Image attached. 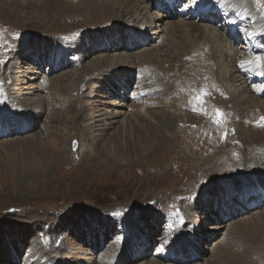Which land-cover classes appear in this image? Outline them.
Returning a JSON list of instances; mask_svg holds the SVG:
<instances>
[{
    "label": "rangeland",
    "instance_id": "1",
    "mask_svg": "<svg viewBox=\"0 0 264 264\" xmlns=\"http://www.w3.org/2000/svg\"><path fill=\"white\" fill-rule=\"evenodd\" d=\"M9 1L10 2L7 3L16 2V0ZM24 1L26 3L25 5H32L34 3V0ZM71 1L72 6L70 9H75L76 0ZM192 1L197 2L198 0H187L186 4H190ZM234 1L235 0H221L222 5H219L220 7L216 12L219 18L215 22V26L223 25L219 27V29H221V32L225 31L224 38H229L231 37L232 30L227 28L226 25L229 24L228 22L232 18L237 30H241V33L233 34V40L237 46H249L252 41L256 39V42L252 44L253 47L248 54H245L249 55L251 58L254 57V61H257L259 69L264 71V61L260 60V58H264V46L262 49V45L264 44L257 46V42L262 39V35L261 31L256 30V27L258 28L261 22L264 23V0H237L235 4H233ZM207 2L211 5L213 0H207ZM244 2L251 9L249 13L250 16L246 18L241 16L240 13L237 14L238 11L246 5ZM136 5L138 7H136L135 11L141 12L139 16H146L148 13H152L149 9H154V6L150 5L149 9L146 8L141 11V7L143 6L140 5L142 4L137 3ZM16 6L18 10L22 8L19 2ZM212 6H215V2L212 3ZM238 6L241 8H237ZM33 7V9H36L34 10L36 13L37 8L34 4ZM28 10L23 11L20 9L19 13H21L22 17H19V14H16L14 17V14L12 15V13H14L13 5L11 8H8L0 4L1 108L3 106L2 103L6 104V102L13 98L22 97L10 93V81H7L6 68L12 61L16 63L18 57V52H15L14 55L12 54L13 44H23L27 35L31 36V43H35L34 39L38 37L55 38L56 40L69 43L80 38L84 31H100L103 27L109 25L103 27L99 25L104 23H109L111 25L112 23L118 22L109 18L111 13L103 15L96 10L84 9L85 13L76 11L74 15L75 17L77 16L76 18H79L78 20L75 18L77 21L75 28H80L81 25L85 28L74 30L73 34H68V31L74 24V22L69 21L68 15L64 13L61 15L60 13L53 12V15L41 16L39 18L38 15L32 14V8ZM155 10H157V8H155ZM247 13L243 15L246 16ZM211 15H214V13ZM87 17H98L102 18L103 21L87 22ZM196 19L197 23H199L198 18ZM138 20L137 18L136 21ZM128 21L130 22V19ZM60 25H66L64 29L69 28V30L64 32L65 34L55 31ZM88 28L91 29L85 30ZM178 29L179 27L177 26L174 28L175 31ZM14 30H17L19 34H13L11 31ZM250 33L251 35H249ZM245 40L246 42H243ZM199 41L200 40H197L192 43L195 49L193 52H200L201 56H203L205 54L203 52L209 47L208 44L210 40L204 39V41L201 40L202 42L200 43ZM188 45V43L183 42L179 49L181 51L178 55H182L183 49L185 50V48H188ZM202 46H204L203 49L205 50L201 49V51H198V48ZM237 46L235 45L234 47L237 49L238 53H242L238 50L239 48ZM171 47H173L172 44ZM19 48L20 46L16 49ZM253 48H255V50H252ZM242 49L243 48H241V50ZM169 52L170 48L163 54H170L169 57H172V53ZM251 52L254 53V55H252ZM200 53L198 54L199 56ZM181 55L179 56L180 58L186 56L183 55L181 57ZM10 56L12 57L10 58ZM178 58L172 60V63L175 64L176 61L178 62ZM90 59V57L86 58L78 65L80 70L77 71H80V75L84 70L91 67H87V65L84 66L86 63H92ZM48 62L49 61H47V65L44 66L45 73L50 72V69L46 71L45 68L52 65L50 63L48 64ZM153 63L157 65V62ZM186 63L187 65L185 66L191 64L188 62ZM44 64L45 63L41 65V69ZM141 66L143 67L146 65ZM161 66H163V63ZM132 67L136 70L133 69L130 72L136 73V71H139L136 66ZM82 68L83 70H81ZM140 70H143V68ZM213 70H211V67L209 68L210 72ZM62 72L63 69L57 70V75L62 77ZM54 73H56V71L51 72L52 75H56ZM152 73H148L146 77L147 80L145 81L150 87L151 94L154 96L152 95L150 106H141L140 111L144 113L143 111L149 108L147 110L150 113L153 111H162L165 114H172L174 118L172 122V136L168 142V146L170 147H167L165 151L162 148L154 153L148 152L153 150L150 146L146 150L141 144L132 142L128 130L125 132L124 129V134L122 133L123 137L117 136L114 138L113 134L116 131V128H113L114 126L109 128L110 130L106 135V138H109L112 143V148L104 149V136L94 135V133H96L95 131L98 129V124H93L92 140L89 141L87 138L90 144L88 147L86 141L80 138L84 130L82 131L79 122L84 118L81 122L84 126V124H87L91 119H94L93 116L96 115L95 110L97 104H89L90 100H88L85 105L83 103L85 98L80 101L82 94L80 93V97H77L76 91L73 95L74 97L70 95L72 93L70 83L74 81V79L71 78V72L63 76L64 82L58 84L59 92L55 96L48 94L45 90L46 88H38V96L42 95L43 97L37 102L41 100L42 103V100L44 101L45 99L49 101L52 97L59 107H56L54 110L49 109L52 116L47 113L43 121L38 122V120H36L37 125L34 130L32 129L35 125L32 124V127L29 129L30 131L26 128L25 132H28L22 134V136L18 135L15 137L11 135L5 140L0 139V264H83L81 260L77 261L76 259L80 254L84 258L90 256L92 257L91 259L94 258L93 264H108L112 259L114 261L109 264H116L119 258L120 252L118 251L121 247L120 244H123L126 240V233L128 232L127 225L134 221L139 222L142 220L143 222L149 215L152 216L151 213L156 217V224L157 227H159L156 232H152V236H154L151 241L145 242L147 245H151V250H149V253H146L147 255L144 253L146 255L144 259L138 262L133 260V263L128 264H155V262H150L149 259L150 257L156 258V244H172V236L181 227H184L182 228L183 230L186 229L183 231L182 235L185 236L186 234V237L191 238L193 241L196 240L195 237H193V233L191 235L187 234L192 228L194 229L196 227L195 232H197L196 229L201 231V228L206 229L207 227L211 232H215L213 228L218 224L219 218L212 216L211 218H214L212 221L204 218L200 220V217H204L206 214L202 213L201 208L195 204L192 210L196 212V216H193L194 218L191 217L189 221L185 220L186 212L183 210L181 203L185 204L189 201H191L189 203L195 202L198 197L207 192L213 184L216 185L217 182H224L223 185H229L231 179L245 172L244 169H241L235 164L237 163L238 157L235 160L236 162L229 161L227 157L229 154L236 156V151L240 150V147L245 145L241 138H238L236 131L237 127L235 126L233 128L234 122L238 119L233 121L227 115H224V113L227 114V112L223 106L215 108L214 111H206L205 107L208 104L204 101H198V105L201 109L199 115L191 114L192 116H186L180 113V111L172 108L174 107L173 104L171 105V103L167 101L163 102L164 100L161 99V97L164 91L160 92L158 87L152 83ZM259 85L264 87V78ZM133 90V87L130 88L128 95H131ZM156 90L158 92H156ZM30 99L35 100L37 96H33ZM227 100L228 95H224L221 99V104L225 105ZM98 103L100 104V102ZM61 105L66 108L65 111L63 108H60L62 107ZM73 105H76V107ZM100 105L107 108V104ZM73 108L76 111H70ZM217 109L223 114L222 117L217 115ZM3 110L6 111L0 109V114L7 116L8 119L22 118V115L17 117L15 114L17 113V115H19L25 112L24 108L18 109L17 107L13 109V112H9L5 108ZM109 110V113H111V109ZM78 112L80 113V118ZM98 113L100 114V112ZM85 118L87 119L85 120ZM242 122L247 124L244 120ZM176 124L178 126H176ZM143 125L144 128L150 129V126L146 125V123H143ZM226 125L229 126V128L224 132ZM115 126H118V124H115ZM132 126V130L137 131V135L143 139L145 137L142 133L144 129L135 128L136 125L134 124H132ZM179 126L182 128H179ZM6 127L8 126L6 125ZM156 128L159 129L158 126H156ZM86 129L90 131L88 126ZM75 134H77V136H74ZM30 136L33 139H31ZM73 137H76L77 140L79 139V143L76 139H72ZM93 138L96 141H94ZM32 141H40L37 145L38 149L33 147ZM187 143L189 144L187 145ZM81 144H83L84 147H82ZM246 148L243 150H246ZM109 150H111V152H108ZM41 152L47 154L51 153L47 160V167L50 164L52 169L49 168L46 174L43 169L45 167L44 161H46V156H36L38 153L41 155ZM26 172L32 173L33 177H31V174L27 176ZM35 172L39 174L35 175ZM35 176L37 177L36 179ZM259 191L262 192V190ZM262 193L264 195V192ZM210 196L211 195L208 196V194H206L203 198L207 199ZM202 201H204V199ZM213 207L216 209L217 203H215ZM206 208L208 209L211 207ZM206 208L203 210L206 211ZM114 213H120V215H114ZM179 217H182L183 222L174 223L175 219ZM195 218L200 220V222L198 221L199 225L195 223L197 222ZM229 218L231 217H225L224 219L227 220ZM167 220H169V222H167ZM232 220L230 219V221ZM102 221L107 222L105 227L111 233L108 234L106 228L102 227ZM148 221L147 218L146 223ZM11 223L14 225L12 226ZM135 225L138 224L135 223ZM11 226L15 230H12ZM89 228L93 229L88 235L91 240L86 241L84 239L86 237V235H84V230ZM254 228H259L260 230L264 228V220L257 222ZM159 229L160 231H158ZM238 233L240 234V232H236L231 239L232 245L237 244V246L235 245V247H233V250L236 254L241 252L238 254L240 257L245 250L250 249V244L253 243L255 239H250L249 236L251 232H247L244 235H239ZM236 235L239 236V238L235 237ZM109 236L112 238L108 243L113 239H118L119 241L117 242L118 245L113 246L111 251L107 249V244L105 245V241ZM165 237L169 240L163 243ZM210 243V241H200L198 247H196V250L199 248L201 253L204 254L203 256L207 259L210 257L211 253L210 248L212 246L210 247ZM143 244L144 242L136 246L137 252ZM5 247L10 251L8 252ZM108 247H111V245L109 244ZM5 251L10 254H5ZM220 261L221 260H219V262ZM191 262L193 261L186 263L190 264ZM196 262L200 263L203 261L199 260ZM161 263L167 262L161 261ZM120 264L127 263L123 261ZM208 264H214V262L210 260Z\"/></svg>",
    "mask_w": 264,
    "mask_h": 264
},
{
    "label": "bare ground",
    "instance_id": "2",
    "mask_svg": "<svg viewBox=\"0 0 264 264\" xmlns=\"http://www.w3.org/2000/svg\"><path fill=\"white\" fill-rule=\"evenodd\" d=\"M167 1L170 2L172 0ZM236 1L237 0H235L233 4H235ZM7 2L10 1L0 0V4L3 7L11 8L12 5L14 6V13H12V15L14 14V17L16 14H19V17H22L19 10L27 11L29 8H32V14L38 15L39 18L41 16L53 15V12L60 13L61 15H63V13L68 15L69 21L74 22L71 29L69 30L68 26V29H64V26L66 25H60L58 29H54L55 31L63 32V34H65L64 32L67 30H69L68 34H73L74 30L85 28L83 25H81L80 28H75L77 22L76 19L78 20L79 18H76L77 16L75 17L74 15L76 11L85 13L84 9L96 10L103 15L111 13L109 18L118 22L112 23L111 25L109 23L99 25L101 27L109 25L103 27L100 31H90L89 29L91 28L85 29L89 30V32L84 31L80 38L69 43L56 40L55 38L46 37L35 38V43H31V36L27 35L23 44H13L14 47L12 54L14 55L15 52H18V57L16 63L12 61L6 68L7 81H10V93L22 97L13 98L6 102V104L2 103L3 106L2 108L0 107V109L6 111L3 110L5 108L9 112H13V109H16L17 107L18 109L24 108L25 112L19 115L16 113L15 116L19 117L22 115V118L15 119H8L7 116L0 114V139L5 140L11 135L15 137L18 135L22 136V134L28 132H25V129L27 128L29 130L32 127V124L35 125L32 130L36 128V120H38V122L43 121V118L47 113L52 116L49 109L54 110L59 106L54 102L53 98H50L49 96H47L50 98L49 101L45 99L44 101L42 100V103L41 100L37 102L43 97L42 95L38 96V88H46L45 90L48 94L55 96L59 92L58 84L64 82L63 76H65V74L68 75L69 72H71V78L74 79V81L70 83L72 92L71 93L69 90L71 93L70 95L73 96L76 91L77 97L80 93L82 94L80 101L85 98V101H83L85 105L88 100H90V103L88 102L89 104H97L95 110L96 115L93 116L94 119H91V122L89 121L87 124H84V126L83 123H81L84 118L79 122L82 131H85H83V135L80 136V138L86 141L88 147L90 144L88 143L87 138L89 141L92 140L93 124L99 125L94 135L104 136V149L112 148L110 139L106 138L111 126L116 128V131L113 134L114 138L117 136L123 137L124 129L125 132L128 130L130 140L134 143L141 144L146 150L150 146L153 149L152 151H148L150 153H154L162 148L165 151L167 147H170L168 146V142L172 136L173 115L165 114L162 111H153L150 113L147 110L149 108H146V110L143 111L144 113L140 111L141 106L145 105L146 107H149L152 101L153 94H151L150 87L145 81L147 80L146 77L148 76V73L153 72L151 74L152 83L158 87L160 92L164 91V94L161 97V99L164 100L163 102L167 101L168 103H171V105L173 104L174 107L172 108L180 111V113L186 116L200 114L201 109L196 97L206 91L207 95H204L202 100L208 104L206 107L204 106L206 111H214L215 108L223 106L227 112V114L224 113V115H227L233 121L238 119L234 122L233 128L235 126L237 127L236 131L238 138H241L245 145L240 147L241 149L237 148L240 150L236 151V156L229 154L227 157L231 162H234L238 157L237 163L235 164L241 169H244L245 172L238 174L236 178L231 179L229 185H223L224 182H217L216 185L213 184L214 186L212 185V187L198 197L195 202L193 201L192 203H189L191 202L189 201L185 204L181 203L183 210L186 212V214L184 213L185 220L189 221V219L191 220V217L194 218L193 216H196V212L192 210V207L195 206V204L201 208L202 213L206 214V216L200 217V220L204 218L212 221L214 220V218H211L212 216L219 218L218 224L213 228L215 232H211L207 227L206 229L201 228L204 231H198L196 229L197 232H195L196 227L194 229L192 228L187 234L191 235L193 233V237L196 239L193 241L191 238L186 237V234L185 236L182 235L183 231L186 229L183 230L182 228L184 227H181L172 236V244H156V258L150 257L149 261L152 263L155 262V264H188L186 262L190 261H193L190 264H208V261L210 260H212L214 264H264V228L261 230L259 228H254L257 222L264 220V195L262 193L264 192V120L261 119V117H264V87L258 83V81L261 82L263 80L264 71L259 69V65H257V61H254V57L251 58L247 55L253 47L252 44L256 42V39L252 41L249 46H237L233 40V34L241 33V30H237L232 18L228 22L229 24L226 25L227 28L232 30L231 37L229 38H224L225 31L221 32V29H219V27L223 25L215 26V22L219 18L216 12L222 5L221 0H213L212 3L215 2V6H212V3L210 5L207 0H198L197 2L192 1L190 4H186V8H182L185 10L182 11L183 14L180 16L177 15L178 11L175 13L174 10H172V12H161L159 8L163 7L164 4L157 3L155 0H76L75 9H70L72 6L71 0H34L33 4L38 11H36V13L34 12L36 9H33V4L25 5L26 3L24 0H16V2L12 3ZM18 2L22 5V8L19 10L16 6ZM137 3L142 4L140 5L143 6L141 7V11L146 8L149 9L150 5L154 6V9H149L152 13H146V16H139L141 12L135 11L136 7H138L136 5ZM168 6L172 8L173 4L170 3ZM155 8H158V10H155ZM237 8L241 7L238 6ZM250 11V7L246 4L237 14L240 13L241 16L246 18L250 16ZM213 13L214 15H211ZM244 13H247V15L244 16ZM137 18L139 19L138 21H136ZM196 18H198L199 23H197ZM129 19L130 22L128 21ZM209 20L212 21L209 22ZM86 21L101 22L103 19L98 17H87ZM176 26L179 27V29L175 31L174 28ZM256 30L261 31L262 39L257 42V46H261L264 44V23L261 22V25L258 28L256 27ZM11 32L13 34H19L17 30ZM204 39L210 40V43L208 44L209 47L206 51L203 52L206 55L204 54L201 56L200 52H193L195 49L193 48L192 43L197 40H200V43L202 42L201 40L204 41ZM183 42L189 44L187 46L189 51L188 48H185V50L182 48L183 52L182 55H180L181 57L183 55L186 56L180 58L178 53L181 51L179 49ZM243 42H246V40ZM171 44L174 49L171 47ZM233 45H236L239 48L238 50L242 53H238ZM19 46L20 48L16 49ZM263 46L264 45H262V49ZM169 48V53H172V57H169L170 54H163L169 50ZM203 48L204 46L201 48L199 47L198 51H201V49L205 50ZM241 48L243 49L241 50ZM252 50H255V48ZM199 53L200 56L198 55ZM252 55H254V53H252ZM12 56H10V58ZM89 57L91 58L90 61L92 63H86L84 66L87 65V67H91L84 70L80 75V71H77L80 70L78 65L81 64L82 60ZM177 58L180 63L176 61V63L173 64L172 60ZM47 61H49L48 64L50 63L52 65L45 68L46 71L50 69V72L45 73L44 66L47 65ZM153 62H157V65ZM186 62L191 64L185 66L187 65ZM43 63L45 64L41 69ZM162 63L163 66H161ZM141 65L146 66L142 67ZM132 66H136L139 71H136V73L130 72L133 69L136 70ZM140 67L143 68V70H140ZM210 67L211 70H213L214 67L212 72L209 71ZM59 69H63L62 77L57 75V70ZM81 70H83V68ZM55 71L56 73L54 74L56 75H52L51 72ZM132 87L134 90L131 95H128V91ZM156 92L158 91L156 90ZM224 95H228V100L225 105L221 104V99ZM33 96H37V99H30ZM97 101L100 102V104H107V108L100 105ZM74 107H76V105ZM60 108H63L64 111L66 110L63 106ZM73 109L70 111H76ZM109 109H111V113H109ZM98 112H100V114ZM78 114L80 118V113L78 112ZM86 119L87 118H85V120ZM243 120L246 121L247 124L242 122ZM143 123L150 126V129H147L146 127L144 128ZM115 124H118V126H115ZM132 124L136 125L135 128L144 129L142 133L145 137L143 139L137 135V131L132 130ZM6 125L8 127H6ZM227 125L224 132L229 128ZM87 126L90 128V131L86 129ZM156 126H158L159 129H157ZM176 126L178 125L176 124ZM180 127L181 126H179V128ZM74 136H77V134ZM72 139H76V137H73ZM77 141L79 143V139ZM94 141L96 140L94 139ZM32 142L34 145L33 147L37 148L40 141ZM188 144L189 143H187V145ZM81 146L84 147L83 144H81ZM245 148L246 150H243ZM108 152H111V150ZM50 154L41 152V155L40 153L36 155L37 157L46 156V161H44L45 167L43 168L45 174L49 171L48 169L51 168L50 164L47 167V160ZM29 174L33 177L32 173L26 172L27 176ZM37 174L35 172V175ZM36 178L37 177L35 176V179ZM259 190H262V192ZM206 194L211 196L205 199L203 197H205ZM203 199L204 201H202ZM215 203H217L216 209L213 207ZM206 207L211 208L207 209ZM204 208H206V211L203 210ZM151 214L152 216L149 215L147 217L149 220L147 223V218H145V221L143 222L142 220L139 222L134 221L127 225L128 232L126 233V240L123 244H120L121 247L118 251L120 252L117 260L118 264L123 261H126L127 264L133 263V260L138 262L141 259H144L147 255L146 253H149V250H151V245H147L145 242H150L154 236H152V232H156L157 228H159L156 224V217L153 213ZM182 217L175 219L174 223H182ZM225 217L231 218L225 220ZM230 219L233 220L230 221ZM200 220L196 219L195 221L197 222L195 223L199 225ZM167 222H169V220H167ZM135 223L138 225H135ZM105 224H107V222L102 221V227L106 228ZM13 225L14 224H12V226ZM12 230L15 229L12 228ZM92 231L93 229L91 228L84 230V235H86L84 239L86 241L91 240L88 235ZM158 231H160V229ZM236 232H240V234L243 235L247 232H251V235L249 236L250 239H255L254 242L250 244V249H244L245 251L240 257L238 254L241 252L238 254L234 252L233 247H235V245L237 246V244L232 245L231 239ZM107 233L109 234L111 232L107 230ZM237 235L235 237L239 238ZM111 238L112 237L109 236L105 241V245L107 244L106 247L110 251L113 249V246H117V242H119L118 239H113L108 243ZM167 240L169 239H166L165 237L163 243ZM200 241L211 242V253L210 257L208 256V259L203 256L204 254L201 253L199 248L196 250ZM143 242L144 244L137 252L136 246ZM109 244L111 247H108ZM7 250L8 252L10 251L9 249ZM8 252L6 253L5 251L4 253L10 254ZM91 258V256L84 258L80 254L76 259L77 261L81 260L83 264H93L94 258ZM199 260L203 262L197 263L196 261ZM219 260L221 261L219 262ZM113 261L114 260L112 259L109 263H112ZM161 261L167 263H161Z\"/></svg>",
    "mask_w": 264,
    "mask_h": 264
},
{
    "label": "snow or ice",
    "instance_id": "3",
    "mask_svg": "<svg viewBox=\"0 0 264 264\" xmlns=\"http://www.w3.org/2000/svg\"><path fill=\"white\" fill-rule=\"evenodd\" d=\"M249 35H251V33ZM260 60L261 61H264V58H260ZM204 95H207V92L206 91L202 92L201 95H199V96L196 97V99L198 101H202ZM216 112H217V115L218 116H221L222 117L223 114L218 109L216 110ZM261 119L264 120V117H261ZM225 135H226V133H225ZM114 215H120V213H114Z\"/></svg>",
    "mask_w": 264,
    "mask_h": 264
}]
</instances>
